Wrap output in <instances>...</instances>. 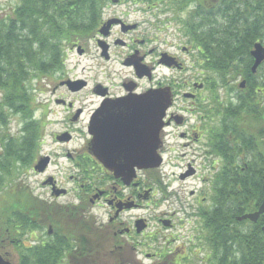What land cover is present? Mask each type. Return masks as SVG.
Segmentation results:
<instances>
[{
    "label": "flooded vegetation",
    "instance_id": "af4514ba",
    "mask_svg": "<svg viewBox=\"0 0 264 264\" xmlns=\"http://www.w3.org/2000/svg\"><path fill=\"white\" fill-rule=\"evenodd\" d=\"M138 6L140 3L137 0H106L101 8L100 26L82 43L67 46L63 50L62 67L39 78L38 85L29 90L32 97L26 106L31 118L38 113V119L48 121L46 124L51 127L59 125L60 129L53 130L52 127L50 131L44 130L45 135L48 132L50 149L46 153L42 148L48 144L43 137L36 160V163L42 162L43 167L39 171L33 169L35 174L42 175L40 187L47 193L46 197L35 198L41 219H38V227L43 234L36 246L25 245L17 236L18 230L12 232L6 229L5 237L0 240V254L11 264L10 253L3 249L18 250L17 245H22L24 249L38 247L43 257L61 264L76 263L77 252L83 246L79 238L86 239L85 251L90 250L92 232L88 224L91 222L97 226L96 231L100 229L104 242V264L108 257L117 264L132 261L141 264L135 260L137 246L141 243L125 242L123 236L142 235L151 240L153 235H147L145 231L149 223L138 217L127 226L122 216L125 212L141 209L142 203L161 190L162 183L168 192L167 197H173L169 201L173 211L157 220L166 230L173 229L174 215L180 209H188L187 217L197 219L192 229L196 233L188 237L189 246L194 249L189 251L186 243L176 244L177 239L171 236L170 240H165L161 252H145V258L152 260L150 264H181L190 261L191 255L199 261L203 260L204 254L199 256L204 232L201 216L206 213L205 210L213 208V184L222 166L217 150L223 131L222 118L230 105L240 104L246 79L239 74L227 83L220 79L214 83L205 77L203 64L195 60L191 65L197 69V75L188 74L190 49L179 46L173 51L174 44L166 40L161 42L157 35L145 31L140 22H131L129 19ZM101 28L103 33L99 32ZM89 41L96 47L98 57L93 55ZM86 57L101 61L95 62V65L103 68L102 81H93L92 75L85 73L92 66L91 63L81 66V59ZM228 83L234 87L233 94L222 101L219 94L214 93ZM216 85L221 87L216 89ZM204 89L213 92L202 96ZM147 90L171 93V102L165 111L164 125L159 134L157 153L160 164L153 168H136L125 185L106 166L133 165L136 162L132 156L140 155L141 148L150 147L151 139L145 133L146 128L140 127L141 121L135 119L141 109L137 100ZM31 91L44 96L38 98ZM255 93L257 96L259 91ZM100 109H103L98 123L104 128V165L92 151L93 135L90 133L91 122ZM196 113L198 117L194 116ZM54 118L59 120L54 122L51 120ZM178 149L182 150L180 154L176 152ZM146 154L151 158L150 153ZM174 168L178 171L171 170ZM62 170L64 176L58 179L57 172L62 173ZM199 177L202 186L198 190L191 189L188 200L182 197L183 189H174L171 184L174 180L185 182ZM158 181L160 184L156 189ZM70 183L73 184L72 189L65 186ZM68 195L72 196L71 200L59 201ZM175 198L178 206H175ZM207 202L209 205L204 209ZM95 207L104 208L103 222L92 215L91 210ZM140 219L145 228L137 232L135 224ZM26 231L31 235L35 230ZM110 241L111 249L107 250ZM147 247L151 249L152 245L149 243ZM127 249L129 251H125ZM90 259V256L80 257V261L84 262Z\"/></svg>",
    "mask_w": 264,
    "mask_h": 264
},
{
    "label": "trees",
    "instance_id": "16d2710c",
    "mask_svg": "<svg viewBox=\"0 0 264 264\" xmlns=\"http://www.w3.org/2000/svg\"><path fill=\"white\" fill-rule=\"evenodd\" d=\"M105 1L19 0L13 11L0 17V128L6 124L5 115L23 118L20 136L0 129V188L13 181L18 169L31 164L40 142L38 124L26 106L32 97L28 82L62 67L63 50L96 30ZM137 1L151 11L165 7L174 16L192 4L186 19L179 21L196 50L195 62L220 80L239 74L246 79L240 104L230 105L222 118L217 148L222 166L213 184V208L201 216L209 252L198 264H264V213L256 222L237 220L257 210L262 198L264 129L256 128L252 120H264V77L258 76L264 73V60L251 72L250 51L256 42L264 45V0ZM20 196L0 212L3 234L6 229L16 231L13 224L20 225L19 230L38 227L39 213L33 209L38 203ZM95 235L88 251L86 239L79 238L84 248L73 264H102L94 257L99 252ZM17 249L18 264H59L43 257L38 247ZM83 256L93 259L80 261Z\"/></svg>",
    "mask_w": 264,
    "mask_h": 264
},
{
    "label": "rangeland",
    "instance_id": "374dc122",
    "mask_svg": "<svg viewBox=\"0 0 264 264\" xmlns=\"http://www.w3.org/2000/svg\"><path fill=\"white\" fill-rule=\"evenodd\" d=\"M18 3H19V0H0V17H3L5 13L13 11V9L17 6ZM191 9H192V4H187L181 12H178V14H176V16H174L173 11H171V10L169 11L165 7H163V11L161 9H158V10L154 9L151 11V10L145 8V6L140 5L137 7L136 12H134V14L131 16V18L129 20L131 22H133V21L140 22L142 27L145 29V31H150L151 34L157 35V37L161 40V42H162V40H166L167 42L174 44V46L172 47L173 51H175L174 47H177L179 49V46H186L187 48H189L190 54L187 56L188 74L197 75V69L192 68V65H191V64H193L194 60L196 59V56H195L196 50L193 49L192 45H190L187 42V38L184 36L185 34H183L184 30L182 28V24L179 21V19H181L182 21L185 20L186 17L188 16L189 12L191 11ZM100 23H101V13H100L99 25L97 26V28L100 26ZM162 45L163 44H161V46ZM89 47H90L93 55L98 57L96 47L94 46L92 41L91 42L89 41ZM90 59H92V58L91 57L90 58L86 57V59L82 58L81 59V66H86V65H88V63H91V65H92L91 68H87L85 73L87 75H90V76L92 75L93 81L94 80L102 81L103 78H102L101 71L103 68H102V66L95 65V62H101V61H98L97 59H92V61H91ZM258 74H259V71H258ZM263 74L264 73L261 71L258 76L264 77ZM121 77H123V73L121 74ZM205 77L210 79L214 83L216 81H219V79H220L217 77L215 72H212L209 70H206ZM38 79L39 78H37V77L31 78V80L28 82L29 90L34 89L38 85ZM229 79H230V77H225L223 80L221 79V81H223L224 83H227L226 81ZM238 81H239V79H237L236 82H238ZM229 84L230 83H228L223 89L219 88L218 93H214V94H219V97L221 98L222 101H226L233 94V88L234 87L229 85ZM218 87H221V86L216 85V89ZM212 92H213L212 90L208 91V90L204 89L202 96H207V95L211 94ZM31 93L33 95L37 94L38 98H43V96H44V95L38 94V92H36V91H31ZM206 100H204V102H206ZM204 102L201 104H204ZM35 103H36V101H35ZM37 114L38 113H36L35 114L36 117H33L32 119L37 122L39 131L41 134L39 145L37 147V150L35 151V154H34V157L31 161V164L29 166L25 165V167H22V169H18L17 173L15 174V177L12 179L13 181H11V182L6 181L4 186L2 188H0V212H2V210H4V208H7L9 206L12 199L16 200V199H18V197H21L20 195H22V197L25 196L26 198H29L30 200H32V199L35 200L34 201L35 204H37V202H36L37 199H35V198H41V197L47 196V193L45 191L46 189H41V187H40V181L42 179V175L35 174L33 171V166H35L37 164L36 160L40 154L39 150L41 147L40 145L43 142L42 141L43 137L45 138L44 140L47 139L48 144H47V146H45V144H44L42 146V148L44 149V151L46 153L49 152L50 139H48V132L45 135L44 130L50 131L53 126L51 127V125L46 124L48 122L46 120L38 119ZM194 116L198 117V114L196 113V114H194ZM5 117H6V124L2 128H0L1 131L5 130L12 135L20 136L21 135L20 131L22 129V124H23L22 116L18 115V114H9V115H5ZM51 120H53L54 122H57L59 120V118H54ZM252 123L255 125L256 128L264 129V120L263 121L262 120L255 121V122H253V120H252ZM52 129L53 130H59L60 126L54 125V127ZM181 151H182L181 149L176 150V152L178 154H180ZM50 169L52 170L53 168H50ZM165 169H166V167H165ZM171 170H175L177 172L178 168H174ZM63 172H64L63 170H62V173L57 172L58 176L57 175L56 176L58 177V179H61V177L64 176ZM159 184H160V182L158 181V183L156 185V189H158ZM171 184H172V187L174 189H177V188L183 189L184 193L182 194V197L185 198L186 200H188V198H189L188 192L191 189L198 190L202 186V182H200V177L198 179H189L185 182H180V181L174 180ZM65 186L69 187L71 189L73 188V184H71V183L68 185L66 184ZM160 186H161V190H159V192L156 191V194H155V196L152 197V199L147 200L144 203H142L143 207L141 209L133 210L132 212H125L122 216V221L124 222L125 225H127V224L131 225L133 220L138 218V217L146 219L149 223V227L145 231L147 232V235L148 234L153 235L151 240L149 238H146L145 236H142V235H133L130 238L126 235L123 236V239L125 242H131V244H134L135 242L141 243L137 246L138 251L135 254V260L140 262L141 264H150L152 262V260L145 258V256H144L145 252H150V253L161 252L162 247L165 245V243H164L165 240H168V239L170 240L171 236H173L174 239H177L176 244L186 243L189 251H193V249H194L193 246H189L190 244L188 243V237L190 235H192V236L195 235L196 232L193 231L192 229L196 225L197 219H195V218L192 219V218L187 217L186 212H189L188 209H180V211L174 215L175 228H173V229L166 230L158 222L157 218H159V217L164 218L165 214L171 213L173 211L172 210L173 206H171L169 204L170 203L169 201H171V199L173 197L172 198L167 197L168 192L165 189V186L163 183ZM71 197H72L71 195L61 197L59 199V201L60 202L65 201L66 202V200H71ZM207 198H208V195H207ZM174 200H175V206H178L179 203L177 202L176 198ZM208 205H209L208 202L205 203L204 209L207 208ZM33 209H36L37 213H38V206L37 205ZM91 213L93 216L97 217V219L99 221H102V222L104 221V208L95 207L91 210ZM37 219H40V218L37 217ZM38 224H40V223H38ZM14 225H16V229L18 230V233H17L18 238L22 239L25 245L31 244L33 246H36L38 239L43 234V230H41L40 227L32 229L35 231L33 232V234L29 235L28 231L19 230L20 225H18V224H13L12 229H13ZM96 227L97 226L95 224H93L92 222L88 224V229L90 231L92 229H93V231H96L95 230ZM99 230L92 233L93 235H95V233H96L95 238H98V239H95V241H96L97 249H99V252L94 257H95V259L99 260L100 263L104 264V245H103L104 242L101 240V233ZM22 232H24L23 235H22ZM202 234H205V232H203ZM96 236H98V237H96ZM4 237H5L4 234L0 230V240ZM119 240H121V238ZM201 242H202L201 243L202 247H201V250L199 253L200 257L203 254H204V256H206V254H208V252H209V249H208L207 245H205V242L203 239L201 240ZM149 243L152 245L151 249H149L147 247V244H149ZM3 244L5 245V243H3ZM77 245H79V244H77ZM82 248H84V246H82ZM106 249L107 250L111 249V241H110V243H108ZM6 250H8V252L10 253L11 261H13L12 263L18 264L20 254H17V253H19V251L12 249V248L11 249H6V248L3 249L4 252ZM125 251H129V250L127 249ZM1 252H2V250H1ZM16 254H17V256H16ZM129 254H130V252H129ZM191 258H190V261H188V262L183 261L181 264H198L199 263L198 262L199 259H197V257H195V256L193 257V255H191ZM91 259H93V258H91ZM105 263L106 264H117V261H115L111 257H108V261ZM59 264H61V263H59ZM118 264H120V263H118ZM125 264H136V263H133V261H132L131 263H125Z\"/></svg>",
    "mask_w": 264,
    "mask_h": 264
},
{
    "label": "water",
    "instance_id": "95a60500",
    "mask_svg": "<svg viewBox=\"0 0 264 264\" xmlns=\"http://www.w3.org/2000/svg\"><path fill=\"white\" fill-rule=\"evenodd\" d=\"M100 33H103V29L99 30ZM251 57L254 59V62L251 66V71L254 73L260 63L264 60V45L259 42H256L253 45L252 50L250 51ZM244 82H241L243 85ZM140 99L137 102L141 105L140 115H136L135 119L141 121V126L146 128V134L150 136L151 142L148 149L141 148L140 155L137 153L135 156H132V160L136 163L133 165H119V164H109L106 167L112 171L115 177L122 179L123 183L127 185L130 179L134 175L135 169H147L158 167L160 164V158L158 156L157 150L159 148V134L164 125L163 118L165 111L171 102V93L165 90H147L146 92L140 95ZM125 103H122L124 105ZM153 105V107H149ZM156 105V108L154 107ZM146 106V107H144ZM103 109L99 110V114L92 120L90 125V133L93 135L92 140V151L98 158L100 162L104 165V128L99 125L98 120ZM145 121V123H143ZM138 125V123H137ZM146 153H150V157H146ZM149 156V155H148ZM42 162H38L33 169L39 171L42 169ZM59 194V193H58ZM264 213V177L262 182V198L261 202L254 212L245 213L237 217L238 221L248 220L250 222H256L261 214ZM165 222V221H164ZM143 220L140 219L136 221L135 227L136 231L140 232L145 228V225L142 224ZM0 264H11L10 261L5 259L0 254Z\"/></svg>",
    "mask_w": 264,
    "mask_h": 264
}]
</instances>
